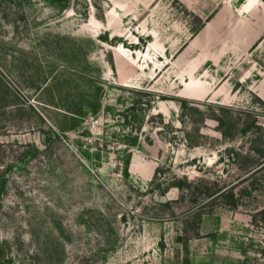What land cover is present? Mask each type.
<instances>
[{
	"label": "rangeland",
	"instance_id": "rangeland-1",
	"mask_svg": "<svg viewBox=\"0 0 264 264\" xmlns=\"http://www.w3.org/2000/svg\"><path fill=\"white\" fill-rule=\"evenodd\" d=\"M263 209L264 0H0V264H264Z\"/></svg>",
	"mask_w": 264,
	"mask_h": 264
},
{
	"label": "trees",
	"instance_id": "trees-1",
	"mask_svg": "<svg viewBox=\"0 0 264 264\" xmlns=\"http://www.w3.org/2000/svg\"><path fill=\"white\" fill-rule=\"evenodd\" d=\"M185 185H187L186 182H183L178 186V188L182 189V187H184ZM262 214H264V209L262 210Z\"/></svg>",
	"mask_w": 264,
	"mask_h": 264
},
{
	"label": "bare ground",
	"instance_id": "bare-ground-1",
	"mask_svg": "<svg viewBox=\"0 0 264 264\" xmlns=\"http://www.w3.org/2000/svg\"><path fill=\"white\" fill-rule=\"evenodd\" d=\"M261 5V4H260ZM148 57V56H147Z\"/></svg>",
	"mask_w": 264,
	"mask_h": 264
}]
</instances>
